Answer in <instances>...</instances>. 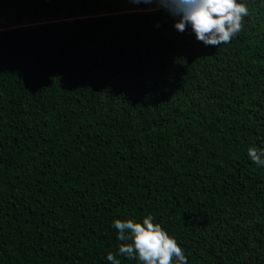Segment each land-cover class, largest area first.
Segmentation results:
<instances>
[{"label": "trees", "instance_id": "obj_1", "mask_svg": "<svg viewBox=\"0 0 264 264\" xmlns=\"http://www.w3.org/2000/svg\"><path fill=\"white\" fill-rule=\"evenodd\" d=\"M74 3L0 0V264H110L113 219L149 213L188 264H264L247 156L264 146V0L217 47L154 5Z\"/></svg>", "mask_w": 264, "mask_h": 264}, {"label": "clouds", "instance_id": "obj_2", "mask_svg": "<svg viewBox=\"0 0 264 264\" xmlns=\"http://www.w3.org/2000/svg\"><path fill=\"white\" fill-rule=\"evenodd\" d=\"M154 5L173 17L178 31L188 29L204 45L229 43L244 27L250 15L248 0H132ZM67 20V19H66ZM247 156L257 167H264V146L249 145ZM119 244L115 253H107L110 264H120L119 256L134 258L138 264H188V256L175 236L152 214L140 218H114Z\"/></svg>", "mask_w": 264, "mask_h": 264}, {"label": "rangeland", "instance_id": "obj_3", "mask_svg": "<svg viewBox=\"0 0 264 264\" xmlns=\"http://www.w3.org/2000/svg\"><path fill=\"white\" fill-rule=\"evenodd\" d=\"M82 1L87 2L90 5L89 8H93V11L86 13L87 16L96 15V14L109 15V14H114V13L135 11L138 9L137 5L139 4V3L138 4L133 3L132 0H76V3L70 6V10L74 11L75 8H80L81 7L80 3ZM74 16H77V15H74ZM84 16H79V17H84ZM61 18L67 19L65 18V15L63 14L61 15ZM75 18H78V17H75ZM70 19L71 18H69V20Z\"/></svg>", "mask_w": 264, "mask_h": 264}, {"label": "water", "instance_id": "obj_4", "mask_svg": "<svg viewBox=\"0 0 264 264\" xmlns=\"http://www.w3.org/2000/svg\"><path fill=\"white\" fill-rule=\"evenodd\" d=\"M0 33H1V31H0Z\"/></svg>", "mask_w": 264, "mask_h": 264}]
</instances>
